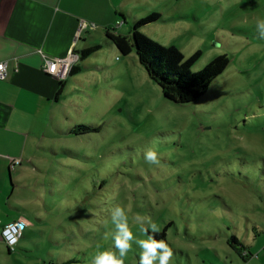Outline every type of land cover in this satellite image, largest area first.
Wrapping results in <instances>:
<instances>
[{
  "label": "rangeland",
  "instance_id": "rangeland-1",
  "mask_svg": "<svg viewBox=\"0 0 264 264\" xmlns=\"http://www.w3.org/2000/svg\"><path fill=\"white\" fill-rule=\"evenodd\" d=\"M154 13L162 19L141 31L185 59L200 51L194 72L221 55L229 66L202 97L179 105L164 98L135 50L117 58L115 47L104 46L92 55L79 77L87 88L71 91V105L57 115L61 127L101 131L72 139L67 159L56 146L48 168L73 173L38 193L54 215L43 244L13 253L4 245L0 264H94L99 253L118 256L111 222L117 206L136 239L166 230L154 239L172 249L170 264H264V252L257 257L264 249V39L256 31L264 0H150L139 19ZM148 150L158 165L145 160ZM137 215L160 232L141 234ZM232 236L249 245L246 263L229 245ZM141 252L133 241L124 264H139Z\"/></svg>",
  "mask_w": 264,
  "mask_h": 264
},
{
  "label": "crops",
  "instance_id": "crops-1",
  "mask_svg": "<svg viewBox=\"0 0 264 264\" xmlns=\"http://www.w3.org/2000/svg\"><path fill=\"white\" fill-rule=\"evenodd\" d=\"M149 4L150 0H0V63L7 64L8 73L5 80L0 79V254L6 245L1 230L11 222L26 224L16 252H29L43 244L47 222L54 215L52 208L47 209L44 193H38L44 187L51 192L73 173L65 167L48 168L45 161L59 154V144L67 159L72 149L66 147L72 139L84 136L71 135L74 126L59 125L57 108L68 110L70 92L87 88L88 83L79 77L92 55H99L104 46L115 47L110 50L113 56L121 54L108 32L129 37ZM83 21L96 28L81 31ZM126 26L130 33L124 31ZM145 28L141 29L144 33ZM96 46L100 50L79 61L78 72L64 82L59 94L61 81L43 70L40 51L64 58L71 48L81 54ZM14 160L21 162L14 167ZM52 238L53 233L47 236ZM49 245L51 255L54 248ZM245 246L253 257L249 245Z\"/></svg>",
  "mask_w": 264,
  "mask_h": 264
},
{
  "label": "trees",
  "instance_id": "trees-1",
  "mask_svg": "<svg viewBox=\"0 0 264 264\" xmlns=\"http://www.w3.org/2000/svg\"><path fill=\"white\" fill-rule=\"evenodd\" d=\"M161 19L160 14L154 13L144 19L137 20L131 27L129 37L110 35L109 32L107 35L122 56H128L134 50L136 51L140 64L146 69L150 79L161 88L165 99L179 105L192 103L208 91L212 82L227 69L230 59L226 55L218 56L202 71L194 72L192 68L201 57L200 51L185 59L177 47H164L141 31L143 27L159 22ZM99 50L100 46H96L81 52L80 60H84ZM78 70L77 64L73 67L70 76ZM64 82L61 81L59 94L64 87ZM100 131L101 127L81 124L72 127L69 132L71 135L80 136ZM165 232L166 230L153 235L159 239L165 237ZM228 243L246 263L249 259L246 246L236 236H232Z\"/></svg>",
  "mask_w": 264,
  "mask_h": 264
},
{
  "label": "clouds",
  "instance_id": "clouds-1",
  "mask_svg": "<svg viewBox=\"0 0 264 264\" xmlns=\"http://www.w3.org/2000/svg\"><path fill=\"white\" fill-rule=\"evenodd\" d=\"M256 31L259 37L264 39V19H257ZM145 160L150 164H159L157 153L153 150L145 153ZM111 222L115 226L114 247L119 255L111 251L99 253L94 259V264H124V258L132 250L133 241L142 249L139 264H155L156 261H159V264H170L173 257L172 249L164 240H156L151 235H148L147 239H136L129 227V216L125 208L119 206L113 208ZM133 223L143 235L148 234L149 228L152 233L160 232L159 226L154 222L149 221L146 227L143 218L139 215L133 218Z\"/></svg>",
  "mask_w": 264,
  "mask_h": 264
},
{
  "label": "built area",
  "instance_id": "built-area-1",
  "mask_svg": "<svg viewBox=\"0 0 264 264\" xmlns=\"http://www.w3.org/2000/svg\"><path fill=\"white\" fill-rule=\"evenodd\" d=\"M122 24V23H121ZM96 26L87 22H81L80 30H93ZM43 58V70L60 81H66L70 75L73 67L80 61V55L71 48L64 58H53L42 51H40ZM7 64L0 63V79L5 80L7 78ZM20 160H14L13 166L20 164ZM26 224L21 221L11 222L5 225L1 230V237L6 244L9 252L16 251L17 246L24 235Z\"/></svg>",
  "mask_w": 264,
  "mask_h": 264
}]
</instances>
